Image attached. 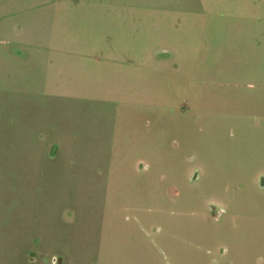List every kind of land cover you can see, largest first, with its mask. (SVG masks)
Returning a JSON list of instances; mask_svg holds the SVG:
<instances>
[{
  "label": "rangeland",
  "instance_id": "374dc122",
  "mask_svg": "<svg viewBox=\"0 0 264 264\" xmlns=\"http://www.w3.org/2000/svg\"><path fill=\"white\" fill-rule=\"evenodd\" d=\"M48 122L129 151L84 192L82 264H264V0H0V264L40 261L25 235L81 184L30 150Z\"/></svg>",
  "mask_w": 264,
  "mask_h": 264
},
{
  "label": "crops",
  "instance_id": "0c3cea01",
  "mask_svg": "<svg viewBox=\"0 0 264 264\" xmlns=\"http://www.w3.org/2000/svg\"><path fill=\"white\" fill-rule=\"evenodd\" d=\"M13 124H16V126H22V128L24 127L23 119L16 118L12 120V125ZM34 124L38 129V136L36 138V141H38V147L31 148L30 150L36 157L35 159L39 160L40 157H45L46 155L53 156V154L56 155L57 153L58 157L52 161L54 163H63L65 168L62 169H65L66 172L68 171L67 177L70 178V181H79L81 184H76V186L73 185L76 189L74 197L67 195L64 200L59 198L58 201H51L49 199L50 196L47 198L49 199L47 201L49 206L42 216H49V219H51V222L45 223L48 225L49 231H44L40 228L35 231L34 228H30L28 230V235H25L24 238L25 247L23 249L20 248V252L23 253L24 251L36 250V252L40 254L41 260L35 262V264H54L50 259V256L60 254L63 258L61 264H82L84 261L83 255L81 253L82 259L79 261V257L76 254H73V251H77V249L71 247V242L75 243L80 240V237L77 238V236L82 234V220L85 212L83 206L84 192L87 189L88 184L92 185L95 189L99 187H112L114 180L119 178L120 175H123V173H130V164L127 163L124 158L129 154V151L126 152L124 148L122 149L125 151H122V149L119 148L112 154L107 155L110 158L106 159L105 157L108 152L103 150H90L89 148L91 147L85 146V141L81 142V148L73 146L72 143H70L72 140L71 134L67 135L63 133L61 138H57L55 136L57 132L50 129V122H48L47 128L43 126L38 127L36 123ZM13 136H15V134H13ZM57 139L64 140V146H61L58 149L53 147L55 143L57 144ZM12 145H15V141ZM14 153L16 154L19 152L17 151ZM88 157L95 158L90 162ZM67 185L72 195L73 187L71 188L70 184ZM71 198L74 199L71 200ZM229 212L230 209L227 207V214H229ZM229 218H234V216H229ZM56 224L59 226L56 227ZM232 227L238 226L237 224H232ZM17 240L20 242V237ZM21 243L22 240L19 243V246H22ZM233 247L242 252L241 256H239L240 259H237L232 255L233 249L231 248V245H229L226 247L227 253L223 257L225 260L224 263L221 262L219 264H257V256H254L253 253L249 252L248 254V252H246L243 255V247L239 248L235 245H233ZM56 263H58L57 260Z\"/></svg>",
  "mask_w": 264,
  "mask_h": 264
}]
</instances>
